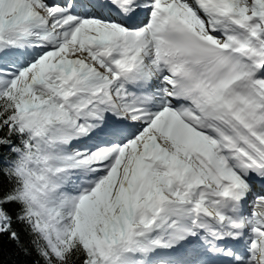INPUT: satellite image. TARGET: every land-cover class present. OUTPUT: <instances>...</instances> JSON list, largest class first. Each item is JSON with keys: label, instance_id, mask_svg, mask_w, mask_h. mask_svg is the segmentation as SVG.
<instances>
[{"label": "snow or ice", "instance_id": "snow-or-ice-1", "mask_svg": "<svg viewBox=\"0 0 264 264\" xmlns=\"http://www.w3.org/2000/svg\"><path fill=\"white\" fill-rule=\"evenodd\" d=\"M0 264H264V0H0Z\"/></svg>", "mask_w": 264, "mask_h": 264}]
</instances>
